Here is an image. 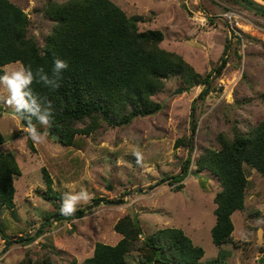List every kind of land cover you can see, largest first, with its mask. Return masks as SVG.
Returning a JSON list of instances; mask_svg holds the SVG:
<instances>
[{
	"label": "rangeland",
	"instance_id": "1",
	"mask_svg": "<svg viewBox=\"0 0 264 264\" xmlns=\"http://www.w3.org/2000/svg\"><path fill=\"white\" fill-rule=\"evenodd\" d=\"M10 1L28 14L30 34L42 46L54 26L43 12L52 0ZM111 1L130 17L141 16V31H162L161 47L181 55L201 75L218 69L225 59L227 63L219 77L213 73L208 95L203 87L184 91L181 78L174 76L153 98L162 104L161 112L122 128L104 126L89 138L94 148L83 178L72 184L54 180L61 200L66 192L81 188L93 196L89 203L78 205V213L83 210L84 216L71 220L60 221L58 216L48 220L58 210L43 198L47 190L44 157L30 150L28 141H33L21 120L0 99V131L7 139L0 151L13 152L22 170L15 180L16 208L0 211V264H18L28 254L34 264H43L45 256L54 264H83L93 255L96 243L116 245L121 240L114 227L126 215L136 218L145 234L166 228L183 230L204 249L201 264L217 258L211 230L216 224L214 198L221 188L214 175L197 172L195 165L203 149H219L221 134L231 135L235 126L246 133L264 120V15L244 0ZM20 66L13 63L4 70ZM6 97L0 86V98ZM41 133V144L52 155L66 153L48 133ZM180 140L184 145L177 147ZM33 144L38 148L40 143ZM137 148L143 156L139 164L134 156ZM189 158V173L181 183L184 188L177 191L179 184L170 182L183 174ZM246 173L250 181L246 207L232 216L235 242L225 248L237 251L236 264H264V178L250 167ZM95 200L104 201L96 205ZM21 238L27 241L20 242ZM149 256V251H141L130 254L128 260L148 264L144 260Z\"/></svg>",
	"mask_w": 264,
	"mask_h": 264
},
{
	"label": "trees",
	"instance_id": "2",
	"mask_svg": "<svg viewBox=\"0 0 264 264\" xmlns=\"http://www.w3.org/2000/svg\"><path fill=\"white\" fill-rule=\"evenodd\" d=\"M244 1L264 15V10ZM43 12L54 26L41 46L30 34L28 14L10 0H0V75L4 74L5 66L13 63L31 65L33 71L43 67L49 74L55 57L69 64L61 75L59 88L51 89L36 82L32 85L34 94L51 101L53 124L44 128L35 118L32 122L38 131L48 133L50 140L63 146L66 153L54 156L44 144L35 148L30 140L28 146L32 152H42L44 157L42 173L47 190L43 198L55 203L58 210L51 213L48 220L57 216L60 221L71 220L60 214L62 200L53 188L54 180L72 184L83 178L87 159L92 157L94 148L89 138L104 126L122 128L136 119L161 112L162 104L153 98L174 76L181 78L184 91L203 87V94L208 95L213 73L219 77L227 59L218 69L201 75L181 55L161 47L165 40L162 31H141L143 18L128 16L111 0L63 3L52 0ZM228 48L229 45L225 47L224 56ZM21 124L26 128V121L21 120ZM195 128L196 124L194 131ZM6 142L0 131V147ZM217 142L219 149H203L195 165L197 172L208 171L214 175L221 188L214 198L216 224L211 230L218 255L209 264H236L237 251L225 246L235 242L232 216L246 207L250 186L246 167L264 178V120L246 133L235 126L231 135L221 134ZM180 145H184L182 140L177 142V147ZM190 164L189 158L183 165V174L174 176L170 182V185L179 184L177 191L184 188L181 183L188 176ZM21 175L16 155L0 151V211L16 208L15 180ZM103 201L94 202L98 205ZM74 216L82 218L84 211H77ZM114 230L121 240L116 245L96 243L93 255L83 264H130L128 256L141 251L150 252L144 260L148 264H201L205 255L204 249L196 246L183 230L166 228L145 234L140 222L131 215L119 219ZM4 241L12 242L7 237ZM18 264H34V260L28 254ZM43 264L54 262L50 256H45Z\"/></svg>",
	"mask_w": 264,
	"mask_h": 264
},
{
	"label": "clouds",
	"instance_id": "3",
	"mask_svg": "<svg viewBox=\"0 0 264 264\" xmlns=\"http://www.w3.org/2000/svg\"><path fill=\"white\" fill-rule=\"evenodd\" d=\"M69 64L66 60L55 57L51 74L45 71L43 67H38L33 71L31 65L5 71L0 75V86L6 92L7 97L3 99L20 120L26 121L25 131L29 134L34 143H42L44 134L37 130L33 124V118L44 128H50L53 124V106L51 101L42 100L33 92L32 85L34 82L41 83L45 87L57 89L60 87V79L63 72L68 70ZM137 163H141L143 156L137 148L134 152ZM93 199V196L87 190L81 188L76 192H66L62 198L60 214L65 217H73L78 205L87 204Z\"/></svg>",
	"mask_w": 264,
	"mask_h": 264
},
{
	"label": "water",
	"instance_id": "4",
	"mask_svg": "<svg viewBox=\"0 0 264 264\" xmlns=\"http://www.w3.org/2000/svg\"><path fill=\"white\" fill-rule=\"evenodd\" d=\"M246 1L252 3L257 8L264 10V1H262V0H261V2H258L257 0H246ZM178 93H180V91H178L177 94ZM54 138H56V136H54ZM261 261L263 262V259H261Z\"/></svg>",
	"mask_w": 264,
	"mask_h": 264
},
{
	"label": "bare ground",
	"instance_id": "5",
	"mask_svg": "<svg viewBox=\"0 0 264 264\" xmlns=\"http://www.w3.org/2000/svg\"><path fill=\"white\" fill-rule=\"evenodd\" d=\"M258 2H261V0H257Z\"/></svg>",
	"mask_w": 264,
	"mask_h": 264
}]
</instances>
